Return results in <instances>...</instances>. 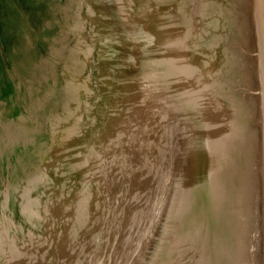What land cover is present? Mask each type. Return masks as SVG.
I'll list each match as a JSON object with an SVG mask.
<instances>
[{
  "label": "rangeland",
  "instance_id": "rangeland-1",
  "mask_svg": "<svg viewBox=\"0 0 264 264\" xmlns=\"http://www.w3.org/2000/svg\"><path fill=\"white\" fill-rule=\"evenodd\" d=\"M166 1L168 0H0V42L4 50V55L0 54V264H81L80 261L85 259L88 260L84 263L90 264L98 247L97 239L103 238V243L106 242L108 229L118 215L121 222L124 218L125 222L136 220V225L126 234L133 232L134 236L145 235L143 223L151 219L148 213L153 208L152 205L149 209L146 207L150 197L147 196L149 198L138 203L139 207L143 202L142 213V207L136 212L130 211L132 214L128 213V202H133L130 188L133 184L126 183L127 179L124 178L136 176L134 173L144 170L148 175L154 173L156 167L150 172V165L157 164L155 160L160 155L157 153L160 151V143L158 139V142L152 139L157 135L155 125L151 138L148 136L144 140L139 128L133 127V134L128 127L132 121L127 120L129 113H124L127 110L125 104L130 97L127 90L121 88L124 77L120 81L128 65L122 67V59L119 58L121 39L118 33L119 27L127 18L130 22L148 16L156 18V11L160 6L167 10ZM215 9L219 11V8ZM210 21L217 23L213 17L209 20L201 18L203 26L209 24L213 28L211 33L206 28L200 32L205 33V36L201 34L202 44L199 46L203 45L202 56L206 55L201 59L204 75L207 71L204 81L214 77L221 64L227 63L220 59L222 54H228L230 48L225 41L219 43L218 39L214 40L216 28ZM147 22L149 21L146 20ZM142 23L143 21L139 25ZM193 25L190 24V27ZM229 29L231 27L225 29L226 36L229 35ZM230 33L233 34V31ZM232 37L230 35L229 40ZM231 44V49H238L234 39ZM192 52L193 48L189 55ZM168 57L165 60L169 62L168 69H165L166 66L161 68L163 77L166 71L175 73V66L170 64L173 59L169 55ZM165 86L173 87L172 83ZM71 88L73 95L70 94ZM230 88L228 83H223L216 94L208 95V105L202 98L204 107L210 106L212 112L220 114L223 111L228 117L224 105L228 103ZM138 94L141 96V91L134 95ZM213 100H216V107H213ZM133 106L135 107V103ZM243 122L244 130L246 122ZM119 124L125 125V128L118 127ZM192 133L196 137H203V132L200 133L199 130ZM222 135L225 140L229 139L228 132ZM93 137L97 140L93 147L97 146L100 153H104H101L102 156L98 153L93 160L98 166L94 177L79 168L83 158L86 159L85 150L92 148L90 138ZM230 138L233 141L231 134ZM247 143L246 150L251 147L248 138ZM103 145L108 150V157ZM110 145L113 150L111 152L108 149ZM226 148L231 151L233 144ZM79 151L81 162L76 161L77 165L74 167H77L73 168L70 158L75 156L76 159L75 154ZM162 157L159 159L166 165L164 170L159 171L161 175L165 172V179L160 187L163 189L172 177V171L167 169L172 158L169 161L164 159V162ZM133 159L136 164L132 162ZM245 159L251 164L249 155L245 154ZM102 161H107L110 166L101 167ZM111 167L122 174L124 170L125 175L117 183L114 182L116 173L109 171ZM182 169L178 170L176 167V171H184ZM189 172L186 170L181 174V177H185L183 187L186 184L188 189ZM108 173L113 175V179L110 175L113 180L111 186L115 184L123 190L119 196L111 194L112 187L106 182ZM218 180L221 181L220 176ZM175 185L178 194L182 188L179 189L178 181ZM155 190L154 188L153 191ZM118 198L124 201L118 203ZM167 207L174 212L179 208L172 201ZM111 209L113 213L109 218L106 213ZM157 214L158 211L154 216ZM116 231L120 232L118 229ZM245 235L248 237L247 233ZM163 237L165 243L168 235ZM159 240L160 237L157 242ZM160 243L162 244L161 241ZM261 244L262 242L256 245L258 252L254 251V264H264V248H261ZM103 245L101 243L99 247L105 248ZM246 245L247 243L242 245L245 256L248 253ZM165 249L168 252L172 246L164 247L163 244L160 248L162 259L165 258Z\"/></svg>",
  "mask_w": 264,
  "mask_h": 264
},
{
  "label": "bare ground",
  "instance_id": "bare-ground-1",
  "mask_svg": "<svg viewBox=\"0 0 264 264\" xmlns=\"http://www.w3.org/2000/svg\"><path fill=\"white\" fill-rule=\"evenodd\" d=\"M166 3H168L167 10L160 6L156 11V18L148 16L134 22L125 19L118 33L121 39L119 58L122 59V67L128 65L120 80L122 82L124 77V85L122 84L121 88L126 89L130 97L125 104L127 110L124 113L125 115L129 113L127 120L132 121L128 127L133 134H135L133 127L139 128L144 140L148 139V136L151 138L150 135L154 131L152 128L155 125L157 135L152 139L155 141L158 139L160 143V151H156L160 153L156 156L157 164L150 165V172L156 167L154 173L148 175L146 170L135 171L136 176L129 175V178H124L127 179L126 183L133 184V187L130 186L133 202H128V213L138 211L141 207L142 213L143 202L141 206L137 205L140 200L150 197L146 207L150 205L153 207L148 213L151 219L149 221L144 219L145 235L134 236L133 232L131 234L126 232L136 225V220L132 218L134 222H125L124 218L121 222L118 215L108 229L106 242L103 243V238L97 239L98 247L90 264H254L256 245L262 242L261 248H264V48L258 46V43L264 42L259 26L264 0H168ZM215 8H219L220 12ZM108 14L111 15L109 11ZM211 17L217 22L210 21L216 28L214 40L218 39L219 43L220 40L227 42L226 37L233 35L238 49L234 51L230 47L228 54H222L220 61L229 59V62L221 64L216 75L204 81L207 71L204 75L205 69L203 70L201 66V59L206 55L202 56L203 45L199 46L202 44L201 37L205 36V33H201L202 36L200 32L206 28L211 33L213 28L209 24L203 26L201 18L209 20ZM146 20L149 22L146 23ZM142 21V25H139ZM190 24L194 25L190 27ZM227 27H231V30H227L228 36L225 31ZM141 30L144 32L142 33ZM232 31L233 34L230 33ZM215 43L218 44V41ZM192 48L193 52L189 55ZM168 55L173 59L170 64L175 65V73L166 71L163 77L161 68L167 67L169 62L165 60ZM236 59L239 60V65L235 64L236 67L246 69L237 70L235 74L238 72L241 74L235 80L231 76L230 64ZM142 62L148 65L147 70L143 68ZM169 83H172L173 87L165 86ZM223 83H228L231 87L227 96L228 103L224 105L228 117L223 111L222 114L212 112V108L204 107L203 102L204 99L208 105V95L216 94ZM138 91H141V96L134 95ZM72 93L73 88L70 89V94ZM216 106V100H213V107ZM244 120L245 131L242 129ZM117 126L119 127L120 124ZM123 126L125 128V125ZM194 130L203 132V137L194 136L192 133ZM224 132H228V140L222 135ZM247 138L251 147L246 150ZM90 140L93 144L92 148L85 150L86 159L83 158L82 162L81 159L79 160L81 158L79 151L75 154L77 158L75 159L74 156L70 161L72 167L76 168L77 166H74L79 160L81 162L79 168L94 177L98 166L93 160L97 155L102 156L104 153L101 151V154L97 146L93 147L97 141L96 137ZM231 144L233 148L229 151L226 146ZM108 149L110 152L113 151L111 145ZM146 149L149 151L148 148ZM63 154L65 155V152ZM245 154L249 155L251 164L245 159ZM159 157L168 161L172 158L167 168L172 171V177L163 189L160 187L165 179V172L161 175L159 171L164 170L166 165ZM132 162L137 163L135 159ZM105 163L106 165H102ZM105 163L102 161L99 165L110 166L107 161ZM176 167L178 170L183 168L184 171H176ZM110 169L112 174L114 172L117 175L114 179L115 183L125 175L124 170L122 174L118 172L119 170L116 171L115 167ZM186 170L191 173L188 182L190 189L186 184V189L183 187L185 177H181V174ZM111 173H108L106 180L110 186L113 183ZM218 176L221 177V181L218 180ZM177 181L179 189L182 188L178 194L175 185ZM157 184L159 185L156 187ZM111 187V194L115 197L123 191L118 185L114 184ZM154 192L155 194L151 195ZM184 192L186 193L183 194ZM169 200L179 206L175 212L172 209L168 210L167 205L171 204ZM123 201L124 199L121 201L118 198V203ZM157 211L158 214L154 216ZM112 213L111 209L106 214L110 218ZM246 233L250 239L246 237ZM166 235L168 238L164 243L163 236ZM159 237L160 240L157 242ZM245 238L248 239L247 242ZM101 243L105 244L103 245L105 248L99 247ZM245 243L248 248H246L247 256L242 248ZM163 244L164 247L172 246V249L168 252L165 249V258L162 259L160 248ZM262 258L264 259V256ZM84 261L80 263L86 264ZM27 264L31 263L27 262Z\"/></svg>",
  "mask_w": 264,
  "mask_h": 264
},
{
  "label": "water",
  "instance_id": "water-1",
  "mask_svg": "<svg viewBox=\"0 0 264 264\" xmlns=\"http://www.w3.org/2000/svg\"><path fill=\"white\" fill-rule=\"evenodd\" d=\"M165 1V0H164ZM118 12V11H117ZM260 15H261V17H259L260 18V23H259V26H260V28H261V32L260 33H262V37L264 38V6L262 7V10H261V12H260ZM148 18V17H147ZM215 37V36H214ZM216 37H217V35H216ZM229 37L230 36H228V39H227V42L229 43V44H227V42H226V40H220V42H224L226 45H229V47H232V44H231V42H232V40H233V37L229 40ZM258 46L259 47H261V48H264V42L262 41V43H258ZM235 47H234V51H235ZM4 50H3V46H2V44H1V42H0V54H1V56H3L4 54ZM232 54L234 55V52H232ZM3 58V57H2ZM172 59V58H171ZM141 62V61H140ZM224 62H229V61H227L226 59L224 60ZM232 64H230V66H231V68H230V72H231V76H232V78L233 79H237L238 78V75H240L241 74V72H238L237 74H235L236 73V71L238 70V71H245V69L246 68H244V67H236V65H239V60L238 59H236L235 60V62H234V60H232V62H231ZM176 64L178 65V63L176 62ZM236 64V65H235ZM142 65H143V68L145 69V70H147L146 69V67H147V64H145V62H142ZM146 66V67H145ZM175 66V65H174ZM237 82V81H236ZM263 93H264V90H263ZM262 94V93H261ZM123 111V110H122ZM122 113H121V111L119 112V115H121Z\"/></svg>",
  "mask_w": 264,
  "mask_h": 264
}]
</instances>
